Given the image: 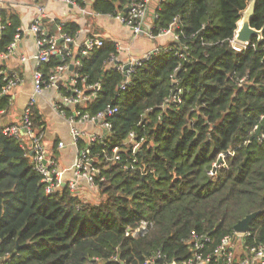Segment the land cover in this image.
<instances>
[{"label":"trees","instance_id":"16d2710c","mask_svg":"<svg viewBox=\"0 0 264 264\" xmlns=\"http://www.w3.org/2000/svg\"><path fill=\"white\" fill-rule=\"evenodd\" d=\"M131 1L94 0L91 9L117 16ZM249 1L156 2L153 34L172 28L177 39L144 60L124 90L122 73L108 66L119 54L110 39L87 55L84 44L74 53V43H68L71 57L55 55L39 67L48 79L58 66L79 59L77 87L91 98L77 108L96 116L108 105L118 107L107 118L112 128L103 142L78 143L99 170L94 184L102 199L86 201L68 185L47 193L31 155L0 127L2 261L145 264L153 258L155 264H184L195 233L209 239L205 252L212 255L226 237L239 242L234 259L239 264L248 248L264 244V32L261 42L253 38L242 52L233 47ZM0 18V54H8L23 34L21 14L1 6ZM41 22L45 36L59 33L61 25V33L76 40L80 30L75 21L45 17ZM251 25L264 27V0H256ZM5 76L0 72V116L11 107L3 94ZM96 84L99 89L91 88ZM31 120L37 132L44 131L36 105ZM130 133L136 142L143 139L137 151ZM256 211L261 213L249 231L238 237L234 225ZM142 221L150 222L144 235L126 236Z\"/></svg>","mask_w":264,"mask_h":264},{"label":"built area","instance_id":"2783aa9c","mask_svg":"<svg viewBox=\"0 0 264 264\" xmlns=\"http://www.w3.org/2000/svg\"><path fill=\"white\" fill-rule=\"evenodd\" d=\"M64 1L72 6L79 9V12L83 15H94L95 12L90 8L89 4L91 0H84L86 4L81 7L77 4L75 0H60ZM164 1V0H160ZM4 3V2H3ZM3 7L5 6L2 5ZM150 7V0H132L129 4L128 11L126 13L117 15L116 17L125 24L133 36L139 37L146 35L151 40H155L161 36L170 35L172 39H177L172 28L162 31L158 35H154L152 32L153 21H148V11ZM37 16L33 19L29 32L36 36L37 42V54L35 56L36 70L33 74V91L29 102L25 106L21 121L18 123H12L3 127L2 132L12 138H16L20 145L26 150L27 155H31L32 161L34 163V169L42 175V182L45 184V191L47 193H52L56 191L60 186V175L61 172L58 170L56 160L50 156L49 151L46 149L44 144V132H37L33 127V122L31 120L32 107L36 105L37 99L42 93L52 87H56L61 80L62 74L67 71L71 66L78 67L81 65L79 59L72 60L70 64H64L57 67L56 71L47 79L44 73L39 68L45 63H49L53 56L58 55L65 60L71 57L72 51L68 47V43H74L75 40L72 39L65 33H61V25L58 27L59 33L55 35L45 36V30L42 27V18H45V7L43 5L37 6ZM4 29L2 20L0 18V31ZM27 32V31H26ZM21 35H17L15 42L9 48L7 55H13L14 49L16 47L17 41L20 40ZM63 42L60 45V42ZM236 40H233V47L237 51H244L249 45L235 44ZM104 42L95 37H90L84 42L85 48L82 51L83 55H87L88 51L92 50L94 47L102 46ZM118 53L125 51L119 44L116 45ZM167 49V47H165ZM161 47H155L152 51L147 53L143 58H130L126 64L116 63L117 57L112 58L110 64H117L116 69L120 71L123 75V82L120 84V90L126 89L130 84L131 76L136 72L137 67H139L144 60L150 59L153 55L159 53ZM22 61H27V57H22ZM128 66L126 69L125 67ZM77 72L73 76L71 83L66 87L65 93L62 92V99L60 102L54 105L55 110L67 120L70 127V136L72 138V143L78 146L81 139H87V145L92 142L104 140V133L109 132L112 128L111 123L107 120L108 117H112L118 112L117 106L108 105L103 111L99 112L96 116H90L89 114L82 113L81 110L77 108L80 104L85 103L91 98L87 96L85 91L77 87ZM7 85L4 88L3 94L9 95L11 90L15 88L20 82L21 77L18 74L13 76H5ZM85 81L86 79L83 78ZM99 89V84L91 86V88ZM95 92V90H94ZM96 93V92H95ZM118 95V93H117ZM85 123H99L101 125L103 133L94 134L88 133L80 128L81 124ZM143 139L141 142H136L134 133L129 135V143L133 145L134 151L140 149ZM63 144L60 143V146ZM118 148H114L115 156L114 158L119 159ZM75 170V178L68 183V187L73 192L78 189V184L80 179H84L91 186L95 185V175L99 173V170L94 169L89 164V158L87 157V150L85 148H78V155L73 164ZM150 222L142 221V223L135 229H127L126 236L129 237H140L144 235L149 229ZM245 234V233H244ZM244 234H239L238 237H242ZM209 241L208 238L199 236L195 233L192 235V255L184 262V264H234V259L236 256L237 248L232 244V238L226 237L223 243L215 250L214 255L211 253H206L205 242ZM248 250V251H247ZM245 252L244 257H240L238 260L239 264H264V244L257 246H252L248 248ZM205 252V253H204ZM161 258V254H158ZM166 258V257H163ZM153 258L146 260L145 264H155ZM0 264H6L4 261H0ZM163 264H170L166 260Z\"/></svg>","mask_w":264,"mask_h":264},{"label":"crops","instance_id":"0c3cea01","mask_svg":"<svg viewBox=\"0 0 264 264\" xmlns=\"http://www.w3.org/2000/svg\"><path fill=\"white\" fill-rule=\"evenodd\" d=\"M90 1V8L92 2ZM160 0H150L148 11V21H152L154 4ZM4 2V3H3ZM11 6L21 14L23 34L20 40L17 41L13 55L0 54V72L7 76L18 74L21 77V82L11 90L9 97L11 99L10 110L0 116V127L18 123L21 121L22 112L29 102L33 91V74L36 70L35 56L37 54L36 36L29 32L28 29L33 19L38 15L37 6L45 7V17L50 20L75 21L80 25V30L74 42L73 52L79 49L80 45L90 37L110 39L122 46L125 51L117 56L116 63L126 64L130 58H143L147 53L155 47H168L172 37L170 35L158 37L151 40L146 35L135 37L130 29L123 24L116 16L109 14L83 15L79 9L64 1L60 0H0L2 5ZM8 4V5H7ZM156 11V9H155ZM156 16V15H155ZM27 31V32H26ZM72 52V53H73ZM22 57H27V61L23 62ZM109 64V67H117V64ZM75 67L71 66L62 74L61 80L56 87L45 90L38 97L36 106L44 117V144L58 166L60 175V186L57 190L68 185L71 180H74L75 170L73 164L78 155V146L72 143L70 136V127L65 119L54 108V105L62 99V90L70 85L73 76L75 75ZM80 128L88 133L101 134L103 133L99 123L81 124ZM85 142L87 139H83ZM60 143L63 145L60 146ZM88 183L84 179L79 180L77 193L84 192V186ZM234 246L240 250L239 242L234 243ZM2 261V258H0Z\"/></svg>","mask_w":264,"mask_h":264},{"label":"water","instance_id":"95a60500","mask_svg":"<svg viewBox=\"0 0 264 264\" xmlns=\"http://www.w3.org/2000/svg\"><path fill=\"white\" fill-rule=\"evenodd\" d=\"M249 3L251 4L250 12L246 16L243 17L241 22L240 21L238 22V28L235 34V40L238 43L245 44V45H250L253 38L255 37L258 39V42H261L263 39V32H264V27L262 29H256L252 27L251 19L254 14L256 0H250ZM128 8H126L125 11H128ZM243 12H245V10ZM125 68L127 69L128 66H126ZM220 160L221 158L219 159V161ZM260 213H261L260 211H256V212L246 215L243 219L239 220L234 225V231L239 234H244L248 232L252 221L258 215H260Z\"/></svg>","mask_w":264,"mask_h":264},{"label":"rangeland","instance_id":"374dc122","mask_svg":"<svg viewBox=\"0 0 264 264\" xmlns=\"http://www.w3.org/2000/svg\"><path fill=\"white\" fill-rule=\"evenodd\" d=\"M250 9H251V4L248 3V6L247 8L245 9V12L242 13L241 15V19L239 20L240 22L242 21L243 17L246 16L249 12H250ZM236 45H240L237 41L235 42ZM84 192L81 193V192H76L77 194H79L84 200L86 201H90V202H99L101 199H102V196L99 192V189L97 188L96 185H87V186H84Z\"/></svg>","mask_w":264,"mask_h":264}]
</instances>
